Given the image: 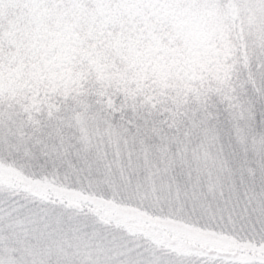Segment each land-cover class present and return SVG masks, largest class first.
<instances>
[{
	"label": "snow or ice",
	"instance_id": "1",
	"mask_svg": "<svg viewBox=\"0 0 264 264\" xmlns=\"http://www.w3.org/2000/svg\"><path fill=\"white\" fill-rule=\"evenodd\" d=\"M0 264H264V0H0Z\"/></svg>",
	"mask_w": 264,
	"mask_h": 264
}]
</instances>
